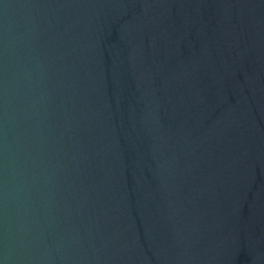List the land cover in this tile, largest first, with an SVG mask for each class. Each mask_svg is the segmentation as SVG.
<instances>
[{
	"label": "water",
	"instance_id": "water-1",
	"mask_svg": "<svg viewBox=\"0 0 264 264\" xmlns=\"http://www.w3.org/2000/svg\"><path fill=\"white\" fill-rule=\"evenodd\" d=\"M0 264H264V0H0Z\"/></svg>",
	"mask_w": 264,
	"mask_h": 264
}]
</instances>
